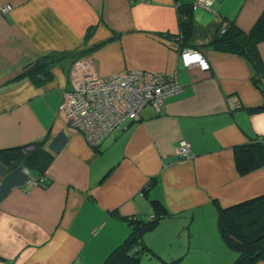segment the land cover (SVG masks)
I'll return each instance as SVG.
<instances>
[{"label": "crops", "instance_id": "1", "mask_svg": "<svg viewBox=\"0 0 264 264\" xmlns=\"http://www.w3.org/2000/svg\"><path fill=\"white\" fill-rule=\"evenodd\" d=\"M192 1L0 0L12 6L0 11V148L43 141L52 156L34 185V172L0 160V264H102L129 236L128 218L162 213L152 200L171 216L143 232L137 264L237 258L217 219L220 207L264 194V165L240 174L235 159L237 146L264 139V109L253 110L264 105V40L256 45L258 76L243 53L210 42L230 21L248 32L264 0L192 8L191 33L181 39L178 5ZM187 48L209 68L184 67ZM52 52L66 56L49 80L15 78ZM77 56L101 76L176 72L181 89L159 112L146 105L138 120L92 146L59 113ZM181 139L192 158L176 155Z\"/></svg>", "mask_w": 264, "mask_h": 264}, {"label": "trees", "instance_id": "2", "mask_svg": "<svg viewBox=\"0 0 264 264\" xmlns=\"http://www.w3.org/2000/svg\"><path fill=\"white\" fill-rule=\"evenodd\" d=\"M191 5L179 4L181 39L190 35L192 30ZM219 29V28H218ZM217 36L210 42L216 48L231 49L243 53L251 62L258 76V68L261 60L256 50L258 42L264 40V11L254 22L248 32L240 29L234 21L225 26V31L217 32ZM66 55L63 53H48L37 57L25 66V69L15 77L17 80L29 78L37 84H41L51 78V68L54 63ZM79 56H77L78 58ZM264 109V105L255 107L253 110ZM30 147L27 148L26 146ZM52 156L43 147V141H35L25 145L0 148V160L10 167L23 165L36 174L38 180H45L42 173L46 169ZM236 168L240 174L247 173L254 168L264 165V139L253 138L244 145L235 148ZM154 206L159 207L162 213L153 219L128 218L130 234L102 264H137L142 245V234L152 228L162 218L171 216L161 207V203L152 200ZM217 225L226 246L237 252L238 256L232 264H253L257 260L264 259V194L253 197L226 207H220ZM136 246L140 248L135 249ZM164 264H179V259L165 261Z\"/></svg>", "mask_w": 264, "mask_h": 264}, {"label": "built area", "instance_id": "3", "mask_svg": "<svg viewBox=\"0 0 264 264\" xmlns=\"http://www.w3.org/2000/svg\"><path fill=\"white\" fill-rule=\"evenodd\" d=\"M212 2L213 0H194L191 7L208 9ZM11 9L9 3L0 6L4 15ZM219 31L223 33L225 26L220 27ZM180 56L186 68H209L208 61L198 50L183 49ZM90 64L88 58H78L74 62L71 88L63 94L59 113L68 126L79 130L92 146H97L105 138L111 137L115 129L138 120L146 105H151L159 112L164 100L181 89L176 72L156 74L145 70L122 69L101 76L90 68ZM175 153L182 159L192 158L191 143L186 139L179 140ZM25 171L28 173V170ZM28 183L34 185L38 180L31 176ZM149 218H153V215ZM139 247L136 246L135 249Z\"/></svg>", "mask_w": 264, "mask_h": 264}, {"label": "clouds", "instance_id": "4", "mask_svg": "<svg viewBox=\"0 0 264 264\" xmlns=\"http://www.w3.org/2000/svg\"><path fill=\"white\" fill-rule=\"evenodd\" d=\"M199 51V50H198Z\"/></svg>", "mask_w": 264, "mask_h": 264}]
</instances>
